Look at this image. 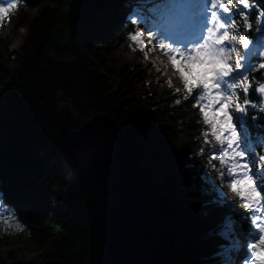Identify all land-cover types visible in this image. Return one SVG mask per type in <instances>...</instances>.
<instances>
[{
	"label": "trees",
	"instance_id": "1",
	"mask_svg": "<svg viewBox=\"0 0 264 264\" xmlns=\"http://www.w3.org/2000/svg\"><path fill=\"white\" fill-rule=\"evenodd\" d=\"M255 1L248 0L250 12H243L252 24L243 33L250 39L262 26ZM15 2L8 15L13 28L0 50V203L15 211L23 230L13 222L0 231V264L87 262L84 193L65 161L57 123L66 109L75 128L94 115L107 114L135 143L140 203L133 229L138 251L132 264H225L231 246L225 230L238 213L232 203L192 178L196 164L186 142L196 151L208 146L203 136L208 128L193 107L197 101L169 87L148 57L141 55L136 63L123 60L105 10L70 34L67 0ZM133 31L130 21L114 30L127 35ZM262 60L257 57L252 64ZM248 80L254 86L264 84V69L249 73ZM248 99L258 106L249 108L244 118L255 143L264 136V103L254 90ZM256 150L264 155V148ZM172 164L184 169L176 173ZM16 245L36 255L25 259L7 250L3 257L2 247Z\"/></svg>",
	"mask_w": 264,
	"mask_h": 264
},
{
	"label": "snow or ice",
	"instance_id": "2",
	"mask_svg": "<svg viewBox=\"0 0 264 264\" xmlns=\"http://www.w3.org/2000/svg\"><path fill=\"white\" fill-rule=\"evenodd\" d=\"M233 3L234 0H159L149 9L138 4L131 13V23L137 27L128 33V38L137 44L146 59L143 37L147 36L149 43L154 40L179 74L183 88L197 101L193 107L199 109L203 124L216 141V146L210 149L213 153L210 159H219L230 177V190L240 198L241 207L249 211L251 247L256 250L260 264H264L261 254L264 250V155L255 150L264 148V136L253 144L250 133L245 130L247 121L244 119L249 108L258 107L248 99L249 91L254 90L264 98V84L254 86V82L248 80L249 73L264 69V60L252 64L253 59L264 57V21L256 28L258 35L252 39L248 34L241 35L230 7ZM239 3L244 8L250 7L248 0H239ZM11 8H16V4L0 7V18ZM141 12L145 17L143 33L140 31ZM239 15L243 16V28L250 32L252 24L248 15L242 11ZM262 17L264 13L257 19ZM193 65L203 66V71L193 75ZM168 83L171 87L170 81ZM179 103L176 100V104ZM225 124L227 128L223 127ZM208 132L203 133L205 137ZM204 143L209 142L205 139ZM220 176L223 181L224 172ZM4 208V203H0V209ZM13 222L18 231L23 230L13 209L0 211V231H7Z\"/></svg>",
	"mask_w": 264,
	"mask_h": 264
},
{
	"label": "water",
	"instance_id": "3",
	"mask_svg": "<svg viewBox=\"0 0 264 264\" xmlns=\"http://www.w3.org/2000/svg\"><path fill=\"white\" fill-rule=\"evenodd\" d=\"M108 0H67L70 34L87 25ZM64 158L84 193L89 219L86 264H132L138 245L133 229L140 203V173L135 143L116 121L97 114L78 128L69 109L58 120ZM43 264H66L53 259Z\"/></svg>",
	"mask_w": 264,
	"mask_h": 264
},
{
	"label": "rangeland",
	"instance_id": "4",
	"mask_svg": "<svg viewBox=\"0 0 264 264\" xmlns=\"http://www.w3.org/2000/svg\"><path fill=\"white\" fill-rule=\"evenodd\" d=\"M111 1L112 2L109 3L105 7V11H106V18L107 19L109 18V20L111 21L112 32H113V33L111 32V38L116 43L115 45L116 53L123 60H126L130 63L131 62L136 63L138 59L142 60L143 57H141V55L142 56L144 55L145 57V54L142 53L138 49V46L136 43L132 42L128 38L127 34H120V33L116 34L114 30L122 27L123 25H125L126 21H129V18H131L132 11H134L137 7V0H134V1L132 0L133 2H136V3H132L131 7L133 9L130 7V10H128V13H129L128 18H123L119 23H116L114 21L117 14H115L114 17L113 16L111 17L110 12L111 10L115 8V6H117L120 3H117L118 0H111ZM141 5L144 8L146 7L145 9L151 8L150 6L148 5L146 6L143 3ZM8 7L9 6H5V8H8ZM230 7L232 8L233 13L236 15L237 24L240 26V31H243L242 21L240 20L238 16V9H239L238 5L233 3ZM257 9L259 11V17H261V13H264V7L260 5L257 7ZM262 21H264V17L261 18V22ZM136 27L137 25H134L135 30H136ZM12 28H13V23H11L6 13L3 15L2 18H0V50L2 49L3 38L12 30ZM140 31L141 33L144 32L143 23H141ZM22 34H23V28H19L18 29V39H20ZM143 38L145 41V52L147 54V57L150 59L151 63L157 66V68L161 71L162 75L166 77L168 82L170 81L171 87L173 89H179L178 92L181 94L182 97L187 96L188 99L191 98L192 96L189 95V93L183 88V84L179 78V74L175 71L172 64L168 62L167 55L164 52L159 50L154 40L151 43H149V38L147 36H144ZM149 48H155L156 50L148 51ZM202 71H203V66L193 65V68H192L193 75H195L197 72H202ZM219 115L222 116L223 113H219ZM234 123H235V119H234ZM223 127L227 128L226 125H224ZM204 138H206L209 143H207L208 146L205 147L203 152L201 150H198V151L193 150L191 146L189 145V143L186 142V144H188L189 148L191 149V159L194 161L193 163L196 164V167L193 170L192 178L196 183L201 184V186L207 189L209 192H212V191L215 192L218 198L231 202L233 200L232 198L235 197L236 194L232 192L228 186L227 182L229 181L230 177H228V173L226 169L222 167L219 159H210V157L213 155L210 149L213 146H216V141L210 132H208V135L206 137L204 135ZM50 164H52V161H50ZM171 167L174 169V171L175 170L180 171L181 169H184V167L178 164L176 165L172 164ZM221 172H224L223 181L220 176ZM240 187L243 189L244 185H240ZM221 194H223V196H221ZM232 205L237 210L238 217H237V220L234 221L231 227L234 228V231H236L239 228V223L243 222L244 226L247 228V230H249V219H248V216L250 215L249 211L247 209L242 208L241 204L238 202L232 203ZM3 210L4 209H0V211H3ZM247 230H245L246 236L248 234ZM246 236L238 237L237 238L238 242H240L241 240L242 242H244L246 239ZM240 248H241L239 252L240 256L238 257L237 261L234 262V264H242L244 262V260L240 262L241 256L244 254V251L245 252L248 251V247L246 244L245 245L241 244ZM7 250H13L14 252L17 253V255L24 257L25 259H31L32 256L36 255L35 252L25 250L22 248V246L16 245L13 247L12 246L2 247L1 252H2L3 257ZM251 251H252V254H251L252 257H255L257 259L256 250L252 248ZM261 254L264 255V250H261ZM258 264H260V261Z\"/></svg>",
	"mask_w": 264,
	"mask_h": 264
},
{
	"label": "bare ground",
	"instance_id": "5",
	"mask_svg": "<svg viewBox=\"0 0 264 264\" xmlns=\"http://www.w3.org/2000/svg\"><path fill=\"white\" fill-rule=\"evenodd\" d=\"M130 1H132V0H118L117 3H120V4H118L117 6H115V8L113 10H111V12H110L111 17L112 16L114 17L115 14H117L115 19H114V21L116 23H119L123 18H128V15H129L128 10H130L132 3H136V2H133L134 0L132 2H130ZM139 2H140V4L143 3L144 5H146V6L148 5L152 8V7H155L157 5L159 0H137V3H139ZM144 19H145V17H144V13H143V14H141L142 23H143ZM242 232H243L242 227H239L238 230H236V233L238 235H241ZM238 244L240 245L241 242H238ZM235 249H236V246H235ZM228 253H229V251H228ZM225 262L227 263L228 261L226 260Z\"/></svg>",
	"mask_w": 264,
	"mask_h": 264
}]
</instances>
